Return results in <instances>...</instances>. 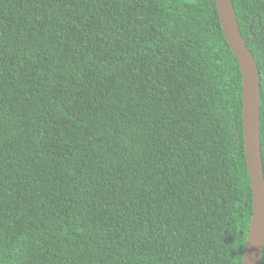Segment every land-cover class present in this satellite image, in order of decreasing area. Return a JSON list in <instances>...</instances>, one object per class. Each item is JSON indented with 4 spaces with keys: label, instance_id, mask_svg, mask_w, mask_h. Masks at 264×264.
<instances>
[{
    "label": "trees",
    "instance_id": "obj_1",
    "mask_svg": "<svg viewBox=\"0 0 264 264\" xmlns=\"http://www.w3.org/2000/svg\"><path fill=\"white\" fill-rule=\"evenodd\" d=\"M252 217L216 0H0V264H243Z\"/></svg>",
    "mask_w": 264,
    "mask_h": 264
},
{
    "label": "water",
    "instance_id": "obj_2",
    "mask_svg": "<svg viewBox=\"0 0 264 264\" xmlns=\"http://www.w3.org/2000/svg\"><path fill=\"white\" fill-rule=\"evenodd\" d=\"M222 28L243 78L244 140L253 192V217L243 264H261L264 253V162L261 140L262 85L257 60L242 36L233 0H216Z\"/></svg>",
    "mask_w": 264,
    "mask_h": 264
}]
</instances>
